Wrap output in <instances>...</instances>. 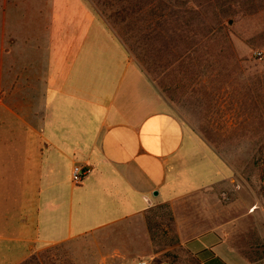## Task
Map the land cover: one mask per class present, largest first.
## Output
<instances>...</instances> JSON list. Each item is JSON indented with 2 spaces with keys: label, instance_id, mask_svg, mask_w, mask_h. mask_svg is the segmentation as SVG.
<instances>
[{
  "label": "crops",
  "instance_id": "0c3cea01",
  "mask_svg": "<svg viewBox=\"0 0 264 264\" xmlns=\"http://www.w3.org/2000/svg\"><path fill=\"white\" fill-rule=\"evenodd\" d=\"M0 22V264L84 241L107 264H247L237 244L258 196L87 0H14ZM74 166L88 170L78 186ZM162 205L171 247L148 228Z\"/></svg>",
  "mask_w": 264,
  "mask_h": 264
},
{
  "label": "rangeland",
  "instance_id": "374dc122",
  "mask_svg": "<svg viewBox=\"0 0 264 264\" xmlns=\"http://www.w3.org/2000/svg\"><path fill=\"white\" fill-rule=\"evenodd\" d=\"M87 1L152 81L169 112L244 179L247 198L258 196L260 214L249 215L237 245L247 264H264V0ZM9 2L14 0H0V13ZM203 169H192L193 188L200 185L196 175ZM238 185L234 188L242 189ZM227 195L218 193L222 204ZM148 219L155 247L178 243L168 205ZM34 255L42 264H107L85 241Z\"/></svg>",
  "mask_w": 264,
  "mask_h": 264
},
{
  "label": "built area",
  "instance_id": "2783aa9c",
  "mask_svg": "<svg viewBox=\"0 0 264 264\" xmlns=\"http://www.w3.org/2000/svg\"><path fill=\"white\" fill-rule=\"evenodd\" d=\"M256 55L260 56V53ZM88 173V170L81 166H74L71 174V181L75 186H78L82 183L84 177ZM137 264H146L144 261H139Z\"/></svg>",
  "mask_w": 264,
  "mask_h": 264
},
{
  "label": "trees",
  "instance_id": "16d2710c",
  "mask_svg": "<svg viewBox=\"0 0 264 264\" xmlns=\"http://www.w3.org/2000/svg\"><path fill=\"white\" fill-rule=\"evenodd\" d=\"M148 228H149V232L151 233V229L149 227V220H148ZM152 235V234H151ZM43 253H41L40 255L42 256ZM40 255H31L30 257H28L27 259H25L23 262H21L20 264H42L41 260H40Z\"/></svg>",
  "mask_w": 264,
  "mask_h": 264
}]
</instances>
